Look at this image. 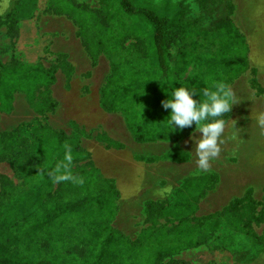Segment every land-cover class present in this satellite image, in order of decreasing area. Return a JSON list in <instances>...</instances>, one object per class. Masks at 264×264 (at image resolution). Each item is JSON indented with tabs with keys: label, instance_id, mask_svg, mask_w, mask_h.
Masks as SVG:
<instances>
[{
	"label": "rangeland",
	"instance_id": "rangeland-1",
	"mask_svg": "<svg viewBox=\"0 0 264 264\" xmlns=\"http://www.w3.org/2000/svg\"><path fill=\"white\" fill-rule=\"evenodd\" d=\"M74 1L82 4L84 9L71 12L69 6L74 4L73 0H0V6L4 3L8 5L6 10L0 12V76L2 67L7 68L20 61L18 66L29 68L31 62L39 61L55 77L49 89V97L56 103L52 110L41 114L35 112L33 106L46 98L44 95L47 89L43 85L35 91L31 101L24 91L16 89L13 93L14 107L9 111L4 110L0 104V175L3 176V180L0 178V187L4 179L20 185L24 180L35 176L40 166V155L36 148L41 142V133L36 128L46 125L54 130L64 131L69 140L79 143L87 152L85 160L73 163V170L81 169L87 162L91 163L100 176L117 187L119 197L108 202L106 208L100 209L95 205L86 219L77 216L69 221L64 218L55 221L53 239L41 237L35 241V247L43 253L62 250L73 254L80 262L87 254L88 244L74 245L72 240L81 233L87 232V236H90L98 226L109 225L120 230L136 245L143 244L147 237L155 235H160L167 241L179 229L194 232L195 240L199 243L197 246L182 249L155 264H173L177 260L188 264H230L232 251L234 250L232 257L235 262L238 252L236 249L246 248L249 250L236 263L244 264L250 254L264 251L261 243L264 237V136L254 134V121H250L248 123H251V127L245 138L237 135V139L229 141L231 133L235 131L232 130L233 124L238 123L247 111L257 112L260 119L264 120V63L256 58L260 69L249 66L229 83L228 88L238 102L231 108L232 117L226 123L223 136L225 142L220 145V154L210 161L208 171H201L197 166L193 139L202 135L198 129L178 143H137L128 131L121 113H108L100 107V89L109 73L110 57L98 48L89 52L92 50L82 45L85 40L89 42V46L95 47L100 31L98 26H93L98 23L91 19H85V25H78L80 12L91 11L107 26L119 28V24L125 25L122 32H126L127 36L123 40V46L131 52L147 55L150 61L152 52H155L152 26L142 15L111 21L106 17L99 0ZM131 1L136 7H148L163 18L182 9V17L196 20V25L200 27L210 20L200 0ZM205 1L209 4L214 2ZM221 1L225 3L224 0ZM253 7L252 11H260L259 7ZM232 11L233 5L226 7L224 4L219 5L217 14H225L231 18ZM52 17H66L74 23L77 28L75 47H79L81 42L92 65L94 59L91 58V53L95 54L96 63L99 59L97 78H93V75L91 78V71L76 72L67 52L49 49L56 35H42L39 21ZM252 36L256 57L264 59V29L252 32ZM215 42L219 45L221 42L224 47L218 36ZM189 44L190 40L186 37H179L172 42L169 63L173 70L179 62L178 52L187 50ZM202 44V52L211 49L209 40H203ZM247 47L249 52V46ZM73 53L78 55V52ZM246 54L249 60V53ZM136 67L144 68L145 64H136ZM196 68L195 65H189L184 73L175 74L176 80L191 79ZM73 77L76 86L70 90L69 80ZM24 83L31 88L33 80L29 78ZM260 124L264 128V124ZM183 153L189 154L185 162L165 157L170 154L179 157ZM108 173L115 177H105ZM127 173L130 175H125ZM186 180L199 181L198 190L203 192L201 196H216L225 206L223 210L208 217L193 212L197 209L194 200L185 206L183 200H188V195L182 186ZM55 186L56 182L52 185V191ZM249 199L255 204L254 215L259 218L257 221L250 219L249 215H239L243 214ZM234 201H237L238 211L222 213ZM214 222L217 228L213 227ZM2 248L11 250L13 246L2 244Z\"/></svg>",
	"mask_w": 264,
	"mask_h": 264
},
{
	"label": "trees",
	"instance_id": "trees-1",
	"mask_svg": "<svg viewBox=\"0 0 264 264\" xmlns=\"http://www.w3.org/2000/svg\"><path fill=\"white\" fill-rule=\"evenodd\" d=\"M99 1L105 9L106 17L111 21L126 16L142 15L153 28L152 43L155 52H152L150 58L152 61H150L147 55L131 52L129 48L123 46V40L127 36L126 32H122L125 30V25L119 24V28L107 26L91 11L86 10L80 12V19L77 22L80 26L85 25L83 22L85 19L98 23L93 25L98 26L100 31V36L96 38V46H89V42L85 40L82 45L92 50L89 52L98 48L99 51L108 53L110 57L109 73L100 89V107L108 113H121L128 131L138 143L156 141L178 143L197 129L195 123L183 130L167 125L170 109L163 108L162 102L169 98L168 92L174 87L195 88L201 94L194 96V99L203 101L205 97L202 95V89L214 90L213 86L223 83V80L228 87L236 76L249 67L245 36L231 18L225 14L224 16L217 14L219 5L225 4L226 7L232 5L230 0H224L225 3L221 0H213V5L200 0L204 5L205 14L210 19L202 27L197 26L194 19L183 18L182 9L168 18H163L148 7H136L131 0ZM73 2L74 4L71 3L69 6L71 12L84 9L82 4L74 0ZM217 36L223 41L224 47L221 42L220 45L215 42ZM179 37H186L190 40V44L187 50L178 52L179 62L173 70L169 63V49L172 42ZM203 40H209L210 50L201 51ZM91 58L96 64L94 53H91ZM18 63L20 61L1 69V107L6 111L12 109L13 93L16 89L24 91L31 101L35 91L44 85L47 89L44 95L46 98L39 100L33 106L34 110L41 114L54 109L56 103L49 97V89L55 77L50 75L39 61L31 62L29 68L18 66ZM136 64H145V67L137 68ZM189 65L197 67L193 77L186 81L176 80L175 74L184 73ZM29 78L33 80L31 88L24 83ZM230 117L231 111L221 118L227 123ZM36 131L41 133V142L36 148L40 155V166L35 176L24 180L20 185H14L4 179L0 187V264H155L168 255L199 244L195 240L193 231L179 229L174 231L167 241L160 235H155L147 237L143 244L136 245L120 230L103 225L98 226L90 236H87V232L81 233L72 240L71 243L74 245L88 244L87 254L80 262L73 254L62 250L40 252L34 243L41 237L53 239L52 229L55 221L61 218L69 221L77 216L86 219L95 205L103 209L108 207V202L117 200L119 191L114 184L100 176L97 169L89 162L81 169H72L75 161L86 159L87 152L79 143L69 140L64 131L54 130L46 125H39ZM65 145L71 149L70 163L64 161L67 151ZM165 157L185 162L189 154L183 153L179 157L170 154ZM151 160L154 159H148ZM61 161L67 164L62 174L72 176L74 179L56 182L52 191L55 182L49 178L48 171ZM0 178L3 180V176L0 175ZM199 187L200 182L196 180H186L183 183L182 188L188 195V200H183L185 206L189 205L191 200L197 205L203 194L198 190ZM262 204L264 211V195ZM231 211L233 213L238 211L237 201L231 203L222 213ZM254 211L255 204L249 199L243 214L239 215H249L250 219L257 221L259 218L254 215ZM213 227L217 228L215 222ZM261 243L264 245V237ZM2 244L13 248L11 250L2 248ZM236 250L237 261L234 262L232 257L233 250L230 264L238 263L243 258V253L249 249ZM249 256L244 264H264L263 250ZM173 264L188 263L177 260Z\"/></svg>",
	"mask_w": 264,
	"mask_h": 264
},
{
	"label": "clouds",
	"instance_id": "clouds-1",
	"mask_svg": "<svg viewBox=\"0 0 264 264\" xmlns=\"http://www.w3.org/2000/svg\"><path fill=\"white\" fill-rule=\"evenodd\" d=\"M7 3L0 6V12L6 10ZM214 90L208 88L202 89L203 101L194 99V96L200 95L201 92L195 88L185 86L174 87L168 92L169 98L162 102L165 109H170L167 119V125L171 128L183 130L185 127H191L195 123L196 128L201 132L199 138H193L195 141V155L197 157V166L201 171H208L210 161L220 154L221 147L225 141L226 122L223 117L230 113L234 103L238 102L233 92L224 83H217ZM236 123V122H235ZM235 123L233 127L236 128ZM264 124V120H261ZM231 140L237 139V133L233 132L229 137ZM64 161L71 162V149L65 145ZM67 168L63 161L58 162L56 166L48 171V176L53 182L73 180L69 175L62 174ZM167 191V189L165 190Z\"/></svg>",
	"mask_w": 264,
	"mask_h": 264
},
{
	"label": "crops",
	"instance_id": "crops-1",
	"mask_svg": "<svg viewBox=\"0 0 264 264\" xmlns=\"http://www.w3.org/2000/svg\"><path fill=\"white\" fill-rule=\"evenodd\" d=\"M233 11L231 14V19L236 27L245 35L247 45L249 46V66L254 69L253 66H257L260 69V65L256 62V52L254 38L252 32L263 31L264 29V0H232ZM260 8V11H252L253 6ZM39 29L41 34L52 33L56 36L53 37L52 43L50 44L51 50L54 52H67L69 55L68 59L70 63L76 69V72L85 73L91 71V78H97L98 75V60L95 65L91 64L90 58L87 55L86 51L81 45L75 47L74 40L76 39V26L74 23L64 17H52L48 20L39 21ZM65 35V37H64ZM73 52H78V55ZM258 73V71H256ZM95 81L93 80L92 83ZM76 86L74 77L69 80V88ZM14 107V102L12 103ZM232 112V110H231ZM232 117V116H231ZM231 119V118H230ZM136 142V141H135ZM138 143V142H137ZM122 164L120 163V166ZM100 167V166H99ZM102 168V167H101ZM263 174H264V164H262ZM107 172V170L105 171ZM125 175H130L129 173ZM107 178H114L112 173L105 175ZM216 196L206 197L201 196L197 203V209L195 213L198 215H211L215 214L220 210H223L224 205L220 202V199H216Z\"/></svg>",
	"mask_w": 264,
	"mask_h": 264
},
{
	"label": "bare ground",
	"instance_id": "bare-ground-1",
	"mask_svg": "<svg viewBox=\"0 0 264 264\" xmlns=\"http://www.w3.org/2000/svg\"><path fill=\"white\" fill-rule=\"evenodd\" d=\"M252 10H254V7H252ZM256 58H257V60H261V62L264 63V59H262V58L259 59L258 57H256ZM252 113H254V116L252 115ZM260 118L261 117L259 116V114L257 112H253V111L249 110V111H247L246 115L245 116L243 115L241 117V120L238 123L235 124L236 128H232V130H235L233 132H236L237 135H241V136H243V138H245L247 133H248V131H249V129H250V127H251V123H248V122L254 121V123H253L254 127L253 128L256 129L254 134H257L258 136L263 137L264 136V128L260 124L261 123L260 122L261 121ZM229 141H232V140L230 139Z\"/></svg>",
	"mask_w": 264,
	"mask_h": 264
}]
</instances>
